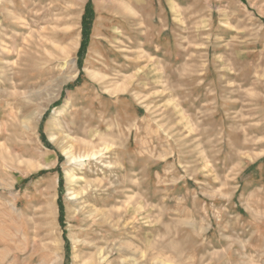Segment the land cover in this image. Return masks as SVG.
<instances>
[{"label":"rangeland","instance_id":"374dc122","mask_svg":"<svg viewBox=\"0 0 264 264\" xmlns=\"http://www.w3.org/2000/svg\"><path fill=\"white\" fill-rule=\"evenodd\" d=\"M0 264H264V0H0Z\"/></svg>","mask_w":264,"mask_h":264},{"label":"bare ground","instance_id":"6f19581e","mask_svg":"<svg viewBox=\"0 0 264 264\" xmlns=\"http://www.w3.org/2000/svg\"><path fill=\"white\" fill-rule=\"evenodd\" d=\"M95 149L94 147L85 146L84 149L79 150L77 152L72 150L71 148L64 149L63 152L66 155V158L69 163H83L87 159L95 158L101 152V150H95ZM72 176L73 175H71V178ZM73 194L74 196H76L77 193H73Z\"/></svg>","mask_w":264,"mask_h":264},{"label":"trees","instance_id":"16d2710c","mask_svg":"<svg viewBox=\"0 0 264 264\" xmlns=\"http://www.w3.org/2000/svg\"><path fill=\"white\" fill-rule=\"evenodd\" d=\"M89 14H90V13H89ZM88 25H89V22L86 23V25H85V29L88 27ZM86 39H87V36H86V33H85V34H84V40H83V47H84V45H85ZM60 213H61V212H60Z\"/></svg>","mask_w":264,"mask_h":264}]
</instances>
